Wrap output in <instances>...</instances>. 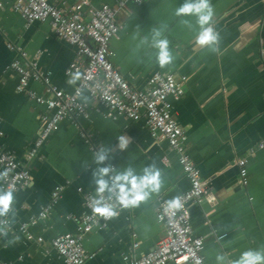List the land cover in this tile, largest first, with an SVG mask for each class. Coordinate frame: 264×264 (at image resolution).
<instances>
[{
	"label": "crops",
	"instance_id": "1",
	"mask_svg": "<svg viewBox=\"0 0 264 264\" xmlns=\"http://www.w3.org/2000/svg\"><path fill=\"white\" fill-rule=\"evenodd\" d=\"M14 1L0 0V145L28 170L29 180L12 192L8 224L0 228V260L5 264H64L49 241L60 233H76L70 216L82 209V191L97 186L92 143L96 150L112 148L111 159L100 167L113 164L115 174L132 168L142 175L149 165L161 172L163 183L158 193L82 235V244L90 253L85 264H123L121 255L132 240L137 242L136 256L155 246L163 227L154 220L153 207L174 199L188 187V180L166 141L151 137L143 120L120 115L104 118L102 107L85 94L82 97L87 101L82 99L89 105L87 113L73 121L61 120L57 131L41 145L39 155L24 159L43 106L15 90L16 75L6 68L18 55L6 43L20 47L28 63L47 75L51 85L65 91L74 85L63 69L72 60L75 47L56 38L47 22L25 24L11 9ZM55 1L60 5L68 2ZM114 2L90 0V5ZM184 3H126L116 15L119 28L109 41L108 58L136 88L144 87L154 71L186 76L183 94L170 98L171 112L184 132L188 157L216 197L212 205L188 204L192 234L203 239L205 264H216L221 254L235 261L247 250H264V147H257L264 138V0H210L214 10L211 26L220 35L214 50L196 43L200 26L195 15L176 14ZM88 15L84 10L83 17ZM154 30L168 40L174 57L163 67L157 61L158 50L152 47ZM27 88L44 93L42 83L33 79ZM120 136L131 140L124 151L116 147ZM241 156L246 158L244 187L237 181L234 164ZM56 186H61V191L46 217L29 223L28 217L49 202ZM21 223L27 224L32 238L26 239L20 232ZM38 236L40 241L35 239Z\"/></svg>",
	"mask_w": 264,
	"mask_h": 264
},
{
	"label": "built area",
	"instance_id": "2",
	"mask_svg": "<svg viewBox=\"0 0 264 264\" xmlns=\"http://www.w3.org/2000/svg\"><path fill=\"white\" fill-rule=\"evenodd\" d=\"M143 1L147 0H115L113 4L101 3L97 7H92L90 0H68L66 5H60L55 0H15L11 4V9L19 14L25 24L47 22L56 38L75 47L74 56L64 67L63 73L67 78H72L76 73L80 74V79L71 91L59 89L49 83L47 75L38 72L26 61L25 52L20 47L6 43V47L18 55L6 68L16 75L15 90L43 106V111L38 114L36 135L25 152L24 159L39 155L41 145L51 133L57 131L61 120L73 121L76 116L87 113L89 105L82 99L83 94L102 107L100 115L104 118L120 115L129 120H143L151 137L166 141L169 151L175 155L188 180V187L174 197H179L180 208L170 211L165 201H160L153 207V218L163 227V234L155 246L136 256L134 250L137 242L132 240L128 251L121 255V260L123 264H205L201 252L203 239L192 234L188 204L212 205L216 197L207 188L206 182L201 179L197 167L185 151V135L172 115L170 103V98L178 99L183 94L186 76L154 71L148 76L144 87L136 88L118 72L108 58L109 41L119 28L117 13L128 2L138 4ZM84 10L89 12L86 18L83 17ZM30 79L42 83L44 93L28 89ZM82 136L85 135L82 133ZM86 141L89 142V139ZM257 147H264V138L257 142ZM91 149L97 151L92 143ZM234 164L237 181L244 187L247 183L246 158L237 157ZM108 165L113 169L110 175H115L114 165ZM5 172L7 174L0 178V190L16 191L29 180L28 170L0 145V173ZM60 191L61 186L54 187L50 192L49 202L35 214H31L28 222L45 218ZM77 191H81V188L77 187ZM103 195L107 200L109 193L105 192ZM99 198L97 186L82 191V209L78 215L70 216L76 233L64 232L50 239L51 247L64 264H85L90 253L82 244V235L93 226L105 225L112 218H105L93 211L94 203ZM108 202L115 205L117 213L131 208L120 205L114 194ZM7 224V215L0 217V228ZM19 230L26 239L32 238L26 223H21ZM130 236L133 239L134 233L131 232ZM35 239L40 241L41 237ZM0 264L5 263L0 260Z\"/></svg>",
	"mask_w": 264,
	"mask_h": 264
},
{
	"label": "clouds",
	"instance_id": "3",
	"mask_svg": "<svg viewBox=\"0 0 264 264\" xmlns=\"http://www.w3.org/2000/svg\"><path fill=\"white\" fill-rule=\"evenodd\" d=\"M176 14L178 16L195 15L200 31L196 37V43L200 46L213 48L220 41V35L211 26V20L214 10L210 0H185ZM152 47L158 50L157 61L161 67L172 63L174 57L169 49V42L166 38H161V32L154 30ZM80 79V74L76 73L70 80L75 84ZM87 101V97H82ZM116 147L120 151L127 149L131 140L127 136L117 138ZM112 148L101 146L94 153V163L98 166L93 173L97 185V194L99 199L95 201L93 211L100 216L110 218L117 215L115 205L108 201L115 195L116 200L124 208L138 207L141 203L146 202L153 193H158L162 187V177L160 170L155 165H149L143 169L142 175L135 174L132 168L123 172L110 175L113 171L110 165H104L112 157ZM7 173H0L3 178ZM109 193L105 200L104 193ZM14 195L11 191L0 190V217L6 216L12 208ZM168 209L175 210L181 207L179 197L167 202ZM2 231V230H0ZM216 264H264V250H247L235 261H229L224 255H217Z\"/></svg>",
	"mask_w": 264,
	"mask_h": 264
},
{
	"label": "trees",
	"instance_id": "4",
	"mask_svg": "<svg viewBox=\"0 0 264 264\" xmlns=\"http://www.w3.org/2000/svg\"><path fill=\"white\" fill-rule=\"evenodd\" d=\"M261 39H262V47L264 48V18H263V22L261 25Z\"/></svg>",
	"mask_w": 264,
	"mask_h": 264
}]
</instances>
